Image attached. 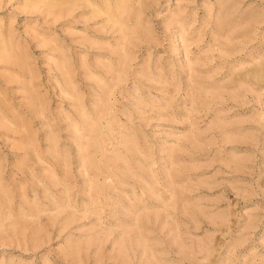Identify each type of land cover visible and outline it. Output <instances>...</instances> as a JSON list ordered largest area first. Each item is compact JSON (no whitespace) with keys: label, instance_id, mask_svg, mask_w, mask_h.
Returning a JSON list of instances; mask_svg holds the SVG:
<instances>
[{"label":"rangeland","instance_id":"374dc122","mask_svg":"<svg viewBox=\"0 0 264 264\" xmlns=\"http://www.w3.org/2000/svg\"><path fill=\"white\" fill-rule=\"evenodd\" d=\"M0 264H264V0H0Z\"/></svg>","mask_w":264,"mask_h":264}]
</instances>
